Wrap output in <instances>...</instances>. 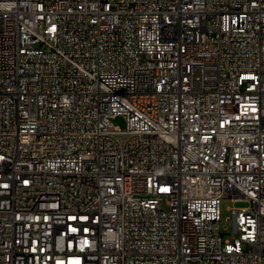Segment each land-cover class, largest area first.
Listing matches in <instances>:
<instances>
[{
  "label": "built area",
  "instance_id": "obj_1",
  "mask_svg": "<svg viewBox=\"0 0 264 264\" xmlns=\"http://www.w3.org/2000/svg\"><path fill=\"white\" fill-rule=\"evenodd\" d=\"M0 264H264V0H0Z\"/></svg>",
  "mask_w": 264,
  "mask_h": 264
},
{
  "label": "rangeland",
  "instance_id": "obj_2",
  "mask_svg": "<svg viewBox=\"0 0 264 264\" xmlns=\"http://www.w3.org/2000/svg\"><path fill=\"white\" fill-rule=\"evenodd\" d=\"M115 124L124 127L125 126V119L122 116H118L114 120ZM248 205V201L246 200H237L234 201L231 197H224L221 202V223H222V231L229 232L230 229L224 230L226 226H229V221L232 215V211L230 207L233 206H246ZM230 234H227L225 237H229Z\"/></svg>",
  "mask_w": 264,
  "mask_h": 264
}]
</instances>
